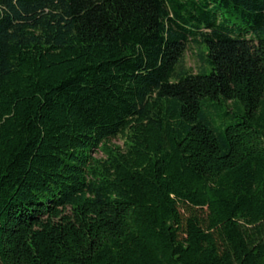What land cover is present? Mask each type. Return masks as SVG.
<instances>
[{"label":"trees","instance_id":"16d2710c","mask_svg":"<svg viewBox=\"0 0 264 264\" xmlns=\"http://www.w3.org/2000/svg\"><path fill=\"white\" fill-rule=\"evenodd\" d=\"M0 264H264V0H0Z\"/></svg>","mask_w":264,"mask_h":264},{"label":"rangeland","instance_id":"374dc122","mask_svg":"<svg viewBox=\"0 0 264 264\" xmlns=\"http://www.w3.org/2000/svg\"><path fill=\"white\" fill-rule=\"evenodd\" d=\"M204 50L203 47H200L194 43H190L188 45V50L182 60V64L186 66L188 69L193 70L194 72L199 71L203 68L204 62L201 56L202 51ZM124 139L122 137L114 138L112 140V144L124 146ZM96 155L101 158L104 157V153L102 150L98 151Z\"/></svg>","mask_w":264,"mask_h":264}]
</instances>
